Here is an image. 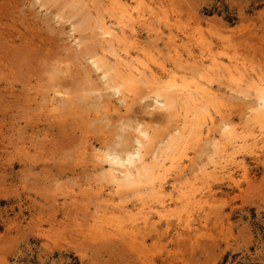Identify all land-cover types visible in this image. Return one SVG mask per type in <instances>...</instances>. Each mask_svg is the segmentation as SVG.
I'll list each match as a JSON object with an SVG mask.
<instances>
[{"label": "bare ground", "instance_id": "obj_1", "mask_svg": "<svg viewBox=\"0 0 264 264\" xmlns=\"http://www.w3.org/2000/svg\"><path fill=\"white\" fill-rule=\"evenodd\" d=\"M38 1L43 9L62 5L54 15L57 23L74 20L68 48L79 52L77 69L84 82L77 89L85 93L77 102H87L85 107L94 113L89 115L86 108L85 125L104 130L112 126L113 115L123 124L121 141H115L122 149L116 143L112 147L113 142L102 141L99 147L81 143L80 158L92 170L100 169L104 183L95 190L98 203L88 213L91 230L106 242L118 240L141 262L161 243L160 252L172 243H189L193 250L200 244L199 233L218 212V187L250 181L249 160L264 165V62L242 37L207 28L203 20H186L175 0ZM56 90L46 98L50 112L57 114L61 103L63 110L66 105L77 109L79 95ZM55 99L61 103L56 105ZM142 103L149 115H166L164 133L136 118L132 124L123 122ZM206 147L211 155L201 165L197 156ZM130 194L139 197L140 205L129 207L123 197Z\"/></svg>", "mask_w": 264, "mask_h": 264}, {"label": "rangeland", "instance_id": "obj_2", "mask_svg": "<svg viewBox=\"0 0 264 264\" xmlns=\"http://www.w3.org/2000/svg\"><path fill=\"white\" fill-rule=\"evenodd\" d=\"M37 1L0 0V264H264V165L253 160L248 161L250 181H243L241 186L224 182L218 187V212L199 233L201 247L197 245L195 253L189 243L191 248L172 243L169 249L160 252L159 246L165 245L161 243L141 262L116 238L120 245L115 246L114 239L107 241V245L102 234L91 230L88 213L98 203L95 190L104 183L100 181V169L92 170L90 162H84L79 154L87 142L96 147L102 141L113 142L114 145H108L115 147L121 141L118 136L123 133V124L120 125L118 115H113V124L119 123L110 125L113 129L106 127L107 132L104 128L96 129V133L93 125L91 128L85 125L88 110L89 115L94 113L89 105L85 107L87 102L82 106L77 102L84 93L77 87L84 80L81 82L83 77L77 69L79 52L68 48L69 27L74 20L57 23L56 12L60 13L58 8L62 5L40 10L41 2ZM175 3L186 20L193 23L203 20L207 28L242 37L250 51L264 62V0H175ZM58 87L59 90L65 87L62 90L71 93H66L69 96L82 92L76 97L77 109L66 105L63 110L60 99H55L56 105L61 103L59 112L48 110L46 98ZM144 107V103L136 105L135 114L125 116L123 122L132 124L136 118L164 133L168 128L166 115L158 111L149 115ZM235 120L241 123L238 118ZM116 145L117 149L123 147ZM206 148L203 155L197 156L201 165L209 162L211 154ZM132 195L123 197L130 208L140 205L139 197ZM77 201L83 208H77ZM84 221L87 224L83 225ZM215 243L219 244L217 248ZM202 247H206V252ZM184 248L190 252L186 253Z\"/></svg>", "mask_w": 264, "mask_h": 264}]
</instances>
